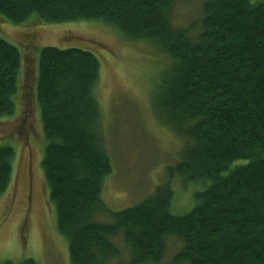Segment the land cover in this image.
<instances>
[{"label": "trees", "instance_id": "trees-1", "mask_svg": "<svg viewBox=\"0 0 264 264\" xmlns=\"http://www.w3.org/2000/svg\"><path fill=\"white\" fill-rule=\"evenodd\" d=\"M175 1L0 0L8 21H101L126 38L149 41L169 63L153 113L181 138V156L151 194L108 211L101 191L113 159L93 93L98 58L74 46H43L36 54L41 167L71 264H105L119 253L117 237L131 264H159L171 236L181 243L177 264H264V0H203L200 17L187 26L172 20ZM20 46L22 54L0 37V119L13 114L22 88L18 73L29 51ZM13 157L11 146H0V193ZM176 177L201 184L183 213L171 210ZM101 210L108 221L94 217Z\"/></svg>", "mask_w": 264, "mask_h": 264}, {"label": "rangeland", "instance_id": "rangeland-1", "mask_svg": "<svg viewBox=\"0 0 264 264\" xmlns=\"http://www.w3.org/2000/svg\"><path fill=\"white\" fill-rule=\"evenodd\" d=\"M202 1L176 0L170 13L173 22L179 26L193 23L200 17ZM34 18L14 23L0 14V37L16 45L21 54V44L29 51L24 53L23 68L20 64L18 84L22 79V88L13 97L14 112L0 119V146L14 150L11 177L0 193V263L7 258L19 261L31 257L36 264H71L67 239L56 228V214L48 200L41 167L45 139L34 89L39 48L74 46L98 58L100 71L93 93L100 108L105 144L113 159L101 191L108 211L129 207L164 183L167 166L181 156L182 140L153 113L156 88L169 63L149 41L126 38L97 20L35 25L31 24ZM182 180L176 177L170 183L174 187L171 210L176 213L193 205L194 192L201 188L200 183ZM108 214L101 210L94 217L108 221ZM115 243L119 253L105 264H131L129 248L122 238L117 237ZM180 244L175 236L167 238L159 264H177L174 255Z\"/></svg>", "mask_w": 264, "mask_h": 264}]
</instances>
